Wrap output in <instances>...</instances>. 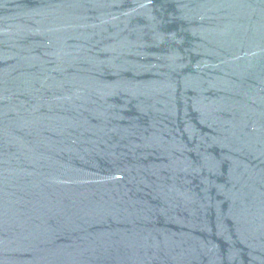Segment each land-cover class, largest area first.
Masks as SVG:
<instances>
[{"label":"water","instance_id":"obj_1","mask_svg":"<svg viewBox=\"0 0 264 264\" xmlns=\"http://www.w3.org/2000/svg\"><path fill=\"white\" fill-rule=\"evenodd\" d=\"M0 264H264V0H0Z\"/></svg>","mask_w":264,"mask_h":264}]
</instances>
